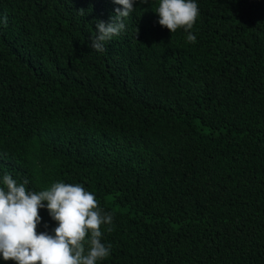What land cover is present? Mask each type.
<instances>
[{"label": "trees", "instance_id": "16d2710c", "mask_svg": "<svg viewBox=\"0 0 264 264\" xmlns=\"http://www.w3.org/2000/svg\"><path fill=\"white\" fill-rule=\"evenodd\" d=\"M197 2L195 43L147 0L97 53L112 0H0V175L93 192L101 264H264V0Z\"/></svg>", "mask_w": 264, "mask_h": 264}, {"label": "clouds", "instance_id": "9594fccd", "mask_svg": "<svg viewBox=\"0 0 264 264\" xmlns=\"http://www.w3.org/2000/svg\"><path fill=\"white\" fill-rule=\"evenodd\" d=\"M119 5L107 22L97 20L90 47L97 53L126 29L134 5L147 0H112ZM158 24L170 33L182 30L186 42L195 43L192 31L200 15L197 0H157ZM0 18V25L6 24ZM27 180L18 182L10 173L0 175V261L14 264H101L110 257L114 214L99 206L93 192L81 183L55 181L36 191ZM44 209L55 226L38 231ZM47 228V225H45Z\"/></svg>", "mask_w": 264, "mask_h": 264}]
</instances>
